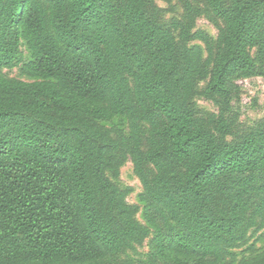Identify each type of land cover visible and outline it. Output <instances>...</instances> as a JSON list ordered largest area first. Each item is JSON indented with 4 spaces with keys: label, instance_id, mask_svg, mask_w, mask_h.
Instances as JSON below:
<instances>
[{
    "label": "trees",
    "instance_id": "16d2710c",
    "mask_svg": "<svg viewBox=\"0 0 264 264\" xmlns=\"http://www.w3.org/2000/svg\"><path fill=\"white\" fill-rule=\"evenodd\" d=\"M158 1L0 0V264H136L148 240L152 264H228L264 230V118L233 108L264 77V0Z\"/></svg>",
    "mask_w": 264,
    "mask_h": 264
},
{
    "label": "rangeland",
    "instance_id": "374dc122",
    "mask_svg": "<svg viewBox=\"0 0 264 264\" xmlns=\"http://www.w3.org/2000/svg\"><path fill=\"white\" fill-rule=\"evenodd\" d=\"M158 5L165 10V22L178 19L183 13L177 1L169 3L166 0H159ZM197 31L207 33L214 40H217L218 38V30L206 17H203L198 21ZM194 45H199L205 50V46L200 42H195ZM22 50L25 55V62L28 63L31 59V52L28 50L26 44H23ZM3 73L8 78L31 81V79H29L23 73V66L12 71L5 70ZM204 86L205 83H201L200 89H202ZM240 86L242 88V95L238 101L234 102L233 108L236 113L240 114L241 123L243 126L245 128H252L264 118V77L244 80L240 82ZM195 103L197 108L202 112H217L215 105L203 97H196ZM108 127H115L122 131H126L127 129L125 122L121 118L115 120V122L111 125H108ZM116 183L123 189L132 188L133 193L129 197V202L142 207L140 196L143 194V187L134 173V167L132 163H127L122 168L121 178L119 181H116ZM138 219L145 223L142 213L138 215ZM150 242L151 240H148L143 247H135L133 250L128 251L124 256L121 257V260L133 261L136 264H152L150 262ZM262 252H264V230L254 235L248 246L233 251L235 259L232 262V260L229 258L227 263L230 264L232 262V264H241L244 261L254 259Z\"/></svg>",
    "mask_w": 264,
    "mask_h": 264
}]
</instances>
